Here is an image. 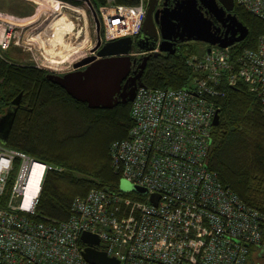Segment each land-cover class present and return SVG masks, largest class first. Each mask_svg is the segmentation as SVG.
I'll return each mask as SVG.
<instances>
[{
  "label": "built area",
  "instance_id": "built-area-1",
  "mask_svg": "<svg viewBox=\"0 0 264 264\" xmlns=\"http://www.w3.org/2000/svg\"><path fill=\"white\" fill-rule=\"evenodd\" d=\"M33 1L38 9L31 20L0 15V58L16 48L33 68L69 71L92 48L88 37L86 44L81 40L88 34V8ZM234 2L264 23V0ZM146 4L106 0L96 11L101 42L135 40ZM235 45L211 46L209 53L205 46L202 55H191L186 63L194 75L183 88H137L132 126L109 151L114 174L143 194L122 192L119 185L91 189L72 201L67 220H38L50 166L0 144V264H89L83 233L96 236L93 249L118 264H248L253 252L264 259V209L245 205L208 167L214 99L243 83L264 113V31L254 49ZM152 195H158L156 204Z\"/></svg>",
  "mask_w": 264,
  "mask_h": 264
},
{
  "label": "trees",
  "instance_id": "trees-1",
  "mask_svg": "<svg viewBox=\"0 0 264 264\" xmlns=\"http://www.w3.org/2000/svg\"><path fill=\"white\" fill-rule=\"evenodd\" d=\"M65 1L83 5L79 0ZM89 1L95 11L106 4V0ZM114 2L133 6L139 0ZM232 13L248 31L234 47L254 49L264 23L235 2ZM198 53L182 46L173 55H152L139 82L151 89L183 88L194 75L186 61ZM4 57L0 58V116L22 94L6 146L50 166L38 197L36 218L65 221L75 198L91 189L118 188L120 178L113 172L109 148L113 141L126 138L132 126L131 103L90 109L47 81L49 72ZM213 102L219 122L212 127L208 167L245 205L263 210L264 113L260 100L239 83ZM59 167L62 171L56 169Z\"/></svg>",
  "mask_w": 264,
  "mask_h": 264
},
{
  "label": "water",
  "instance_id": "water-1",
  "mask_svg": "<svg viewBox=\"0 0 264 264\" xmlns=\"http://www.w3.org/2000/svg\"><path fill=\"white\" fill-rule=\"evenodd\" d=\"M83 2L91 15L94 24L95 46L91 51L95 55L85 56L76 61L73 69L83 67L63 75L49 73L46 80L65 90L74 100L85 103L90 109H112L119 103L127 104L134 99L140 82L126 90V85L132 65L138 57L139 73L134 78H140L150 56L176 53L175 43L198 42L207 46L227 48L242 42L247 36L246 27L232 13L234 0H173V6L155 10L158 0H147V10L143 21L141 34L132 40L130 37L120 38L103 43L100 37V22L96 11L89 0ZM202 9L215 18L216 23L205 16ZM134 46V47H133ZM90 51V52H91ZM135 52L136 55H132ZM144 53V54H143ZM140 80V79H139ZM125 81L124 85H122ZM116 95H119L116 97ZM22 94L11 103L6 112L0 116V144L7 145V140L20 104ZM219 122L218 111L215 112L212 125ZM119 188L122 192L134 191L140 194L145 190L120 180ZM150 200L156 204L158 195H152ZM81 242L86 245L83 256L89 264H118L114 258L98 252L93 246L98 244L96 236L83 233Z\"/></svg>",
  "mask_w": 264,
  "mask_h": 264
},
{
  "label": "rangeland",
  "instance_id": "rangeland-1",
  "mask_svg": "<svg viewBox=\"0 0 264 264\" xmlns=\"http://www.w3.org/2000/svg\"><path fill=\"white\" fill-rule=\"evenodd\" d=\"M28 0H0V11L1 12H4L3 14H6L7 16H10V17H20L22 18V7L21 8H18L16 6H24V4H28V7L32 6V1L29 2ZM31 3V4H30ZM11 6V8L9 7ZM15 6L16 8L14 9ZM26 6V5H25ZM82 7H84L85 9H87V6L83 3ZM87 18H86V21L88 23L87 25V28H88V34L87 36L83 37L81 36V40L86 44L85 42V38L88 37V43H87V46H91L93 47L94 44H95V41H96V38H95V33H94V24H93V21H92V18H91V15L87 9ZM185 48H194V49H197L198 50V54H193V55H201L203 53V50L205 48V45L204 44H200L198 42H188L185 44L184 46ZM21 50L20 49H9V51H6L4 53V55L11 59L13 62H15L16 64H19V65H28L24 60H26L28 58V55L26 54H23L21 55ZM58 171H62V168L59 167L57 168ZM248 264H264V259L259 257V255L257 254V252H253L249 258V262Z\"/></svg>",
  "mask_w": 264,
  "mask_h": 264
},
{
  "label": "flooded vegetation",
  "instance_id": "flooded-vegetation-1",
  "mask_svg": "<svg viewBox=\"0 0 264 264\" xmlns=\"http://www.w3.org/2000/svg\"><path fill=\"white\" fill-rule=\"evenodd\" d=\"M164 5H166L167 7H172V6H173V0H158V4H157L155 10L163 8ZM146 10H147V4H146ZM202 11L205 13V16H206V17H208L209 19L212 20V22H213L214 25L217 24L216 21H215V18H213L212 16H210V14L206 11V9H202ZM145 15H146V13H145ZM217 25H218V24H217ZM140 34H141V33H140ZM140 34H139V35H140ZM102 44H103V43H102ZM185 44H186V43H182V42H180V41H177V42L175 43L176 53L179 52L180 49L182 48V46H185ZM200 44H201V43H200ZM94 46H95V44H94ZM94 46H93L91 49H93ZM205 46H206V45H205ZM133 47H134V46H133ZM95 53H96V51H91V52L87 55V57H88V56L95 55ZM133 59H135L136 62H135V65H132L131 71H130V73H129V75H128V77H131V78L129 79V81H128L127 85H126V87H127L126 90H128L129 88H132L134 85H137L138 82H139V79L141 78V77H140L139 79H138V78H134V76H135V75H138V73H139V71H140L139 68H138V64L140 63L141 58L139 59L138 57H137V58H136V57H133ZM82 69H83V67L78 68V69H73V68H71L69 71H66V72H59V73H53V74H56V75H63V74H65V73H68V72H71V71L82 70ZM143 71H144V70H143ZM124 83H125V81H123L122 85H124ZM118 96H119V95H116V97H118Z\"/></svg>",
  "mask_w": 264,
  "mask_h": 264
},
{
  "label": "crops",
  "instance_id": "crops-1",
  "mask_svg": "<svg viewBox=\"0 0 264 264\" xmlns=\"http://www.w3.org/2000/svg\"><path fill=\"white\" fill-rule=\"evenodd\" d=\"M29 2H31L32 1V6L33 7H31V6H29L28 7V4H24V6L22 7V18H18V17H11V18H13V19H16V20H19V19H22V20H31L34 16H35V14H36V11H37V9H38V4L36 3V2H34L33 0H28ZM36 1H38V0H36ZM28 2V3H29ZM31 4V3H30ZM26 5V6H25ZM19 8H21V6L19 7ZM4 12H1L0 11V15H6V14H3ZM7 16V15H6ZM10 17V16H9ZM63 70H65V69H63ZM62 69H59V71L60 72H62L63 71ZM64 72V71H63ZM59 73V72H58Z\"/></svg>",
  "mask_w": 264,
  "mask_h": 264
}]
</instances>
